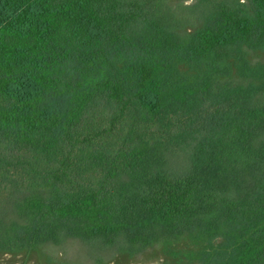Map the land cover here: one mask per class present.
I'll return each mask as SVG.
<instances>
[{
    "label": "trees",
    "instance_id": "obj_1",
    "mask_svg": "<svg viewBox=\"0 0 264 264\" xmlns=\"http://www.w3.org/2000/svg\"><path fill=\"white\" fill-rule=\"evenodd\" d=\"M184 1L0 0V259L264 264V0Z\"/></svg>",
    "mask_w": 264,
    "mask_h": 264
},
{
    "label": "rangeland",
    "instance_id": "obj_2",
    "mask_svg": "<svg viewBox=\"0 0 264 264\" xmlns=\"http://www.w3.org/2000/svg\"><path fill=\"white\" fill-rule=\"evenodd\" d=\"M145 1H148V0H145ZM192 0H185L183 2V5L187 6L191 3ZM169 15V13H166ZM167 15V16H168ZM176 17H178L181 21H183L186 25H188L189 23L187 21H189V13L188 11L180 8L177 10L176 14H175ZM262 101H264V97L261 98ZM105 126V118L103 116H100V117H97L96 120L91 124V128L92 129H102L104 128ZM113 140L110 139L109 141ZM188 151L189 149L187 148H179V149H175L172 153V157L174 158V167L172 168V171L174 172H179L181 171L183 168H185V159L187 157V154H188ZM1 196V194H0ZM94 247H93V246ZM88 247H91L92 249V252L90 255H92L93 258H90L91 259H87L86 261V264H91L93 259H97V258H102L103 260H109L111 258L114 257L115 254H113V250H104V251H97L96 252H93L95 251V248H98V244H95V243H88L87 244ZM80 246H73L72 248H69V250H67L64 253L58 255V257L61 259V261L65 260V259H68V260H72L73 259V253L75 252H79V249ZM77 255V253H76ZM84 256V255H83ZM71 258V259H69ZM84 258V257H83ZM115 259L113 258L112 260H109V262L107 264H115ZM158 263V259L155 257V256H147V257H143L142 259H139L137 261H133V262H130L129 264H157ZM0 264H46L44 262L43 259H40L38 260L36 257H31L29 260H27L26 263H23V257L22 255H19V256H11V255H5L3 257H1L0 259ZM54 264H57V263H54Z\"/></svg>",
    "mask_w": 264,
    "mask_h": 264
}]
</instances>
